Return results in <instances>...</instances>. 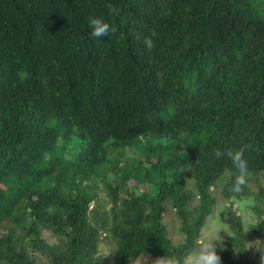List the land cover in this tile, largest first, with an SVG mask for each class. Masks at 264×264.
Segmentation results:
<instances>
[{
	"label": "trees",
	"instance_id": "1",
	"mask_svg": "<svg viewBox=\"0 0 264 264\" xmlns=\"http://www.w3.org/2000/svg\"><path fill=\"white\" fill-rule=\"evenodd\" d=\"M91 15L116 31L93 37ZM243 145L235 193L211 153ZM219 183L221 264H264L247 256L264 224V0H0V264L182 258ZM248 196L245 224L232 206Z\"/></svg>",
	"mask_w": 264,
	"mask_h": 264
},
{
	"label": "clouds",
	"instance_id": "2",
	"mask_svg": "<svg viewBox=\"0 0 264 264\" xmlns=\"http://www.w3.org/2000/svg\"><path fill=\"white\" fill-rule=\"evenodd\" d=\"M109 15H118L119 9L112 3H107ZM88 25L91 29V35L96 38L108 36L110 32H115L116 28L111 26L105 18L97 15H91L88 18ZM146 47L151 50L154 42L150 38L145 39ZM250 145H243L239 149L221 150L213 149L211 155L215 159L227 158L231 161L232 166L236 169L234 182L230 191L240 193L247 186L252 178V172L249 168L248 161L244 153ZM152 264H221V255L217 251V244L214 240L207 237H200L196 241V246L184 257L176 255H165L156 258Z\"/></svg>",
	"mask_w": 264,
	"mask_h": 264
},
{
	"label": "rangeland",
	"instance_id": "3",
	"mask_svg": "<svg viewBox=\"0 0 264 264\" xmlns=\"http://www.w3.org/2000/svg\"><path fill=\"white\" fill-rule=\"evenodd\" d=\"M222 185V183H219L213 186L216 203L213 206V213L206 220V224L202 229L201 235V237H207L215 241V243L217 244V251L221 256L222 251L226 248L225 238L229 233L227 224H225L220 218V212L226 205V202L224 201L222 195ZM251 189L256 190V186L254 185V183L251 184ZM233 201L234 203L232 207H234L236 213L242 217V220L245 224L257 222L258 218L252 207V205H254L255 203L253 196L234 199ZM193 203H195V199L193 200ZM260 207L264 208L263 205H260ZM164 221L167 224L168 234L172 241L174 243L182 241L183 234L178 231L177 220L173 210H169L165 214ZM262 227L263 229L260 234L257 236H253L247 245V256L251 259L255 258L257 253H262L264 250V224L262 225ZM45 235L51 239L50 234L45 232ZM106 244L107 246H104V244L102 243L101 251L103 254L107 255L105 260H111L109 250L113 245L110 241L106 242ZM155 259L156 258L151 256L150 254L143 253L135 260H132L126 264H149L148 262H152Z\"/></svg>",
	"mask_w": 264,
	"mask_h": 264
}]
</instances>
